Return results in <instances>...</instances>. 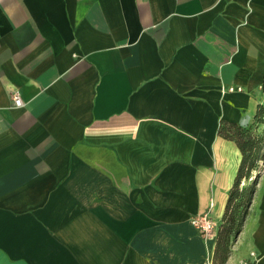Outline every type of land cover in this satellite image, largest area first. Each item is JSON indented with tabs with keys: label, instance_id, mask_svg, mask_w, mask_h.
<instances>
[{
	"label": "crops",
	"instance_id": "obj_1",
	"mask_svg": "<svg viewBox=\"0 0 264 264\" xmlns=\"http://www.w3.org/2000/svg\"><path fill=\"white\" fill-rule=\"evenodd\" d=\"M260 105L264 0H0V264H214ZM259 164L225 264H264Z\"/></svg>",
	"mask_w": 264,
	"mask_h": 264
},
{
	"label": "trees",
	"instance_id": "obj_2",
	"mask_svg": "<svg viewBox=\"0 0 264 264\" xmlns=\"http://www.w3.org/2000/svg\"><path fill=\"white\" fill-rule=\"evenodd\" d=\"M256 122L264 125V105L259 106ZM219 133L225 138L234 139L242 152V161L217 231L214 264H225L233 240L243 229L260 176L259 163L264 159V129L256 131L250 126L222 119ZM253 171H256L255 176ZM243 180L248 183L242 185Z\"/></svg>",
	"mask_w": 264,
	"mask_h": 264
},
{
	"label": "built area",
	"instance_id": "obj_3",
	"mask_svg": "<svg viewBox=\"0 0 264 264\" xmlns=\"http://www.w3.org/2000/svg\"><path fill=\"white\" fill-rule=\"evenodd\" d=\"M14 101L17 105L22 104V98L20 94L14 93L13 94ZM252 177L250 178V180ZM192 223L199 229L201 233L205 236L210 235L212 232L215 231L216 223L212 219L211 215L205 214L201 217H196L192 219Z\"/></svg>",
	"mask_w": 264,
	"mask_h": 264
},
{
	"label": "rangeland",
	"instance_id": "obj_4",
	"mask_svg": "<svg viewBox=\"0 0 264 264\" xmlns=\"http://www.w3.org/2000/svg\"><path fill=\"white\" fill-rule=\"evenodd\" d=\"M261 168V167H260ZM262 169V168H261ZM247 183V182H246Z\"/></svg>",
	"mask_w": 264,
	"mask_h": 264
}]
</instances>
